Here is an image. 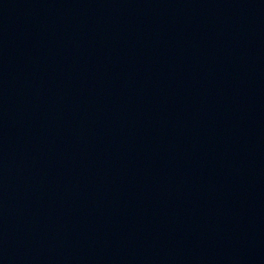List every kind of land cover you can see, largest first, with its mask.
Listing matches in <instances>:
<instances>
[{"label":"water","instance_id":"water-1","mask_svg":"<svg viewBox=\"0 0 264 264\" xmlns=\"http://www.w3.org/2000/svg\"><path fill=\"white\" fill-rule=\"evenodd\" d=\"M0 200L81 264H264V0H0Z\"/></svg>","mask_w":264,"mask_h":264}]
</instances>
